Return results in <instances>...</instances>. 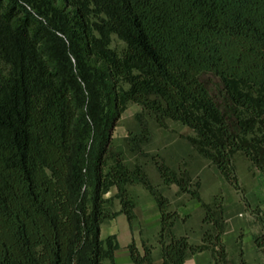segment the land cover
I'll return each instance as SVG.
<instances>
[{
  "label": "trees",
  "instance_id": "16d2710c",
  "mask_svg": "<svg viewBox=\"0 0 264 264\" xmlns=\"http://www.w3.org/2000/svg\"><path fill=\"white\" fill-rule=\"evenodd\" d=\"M113 35L126 46L113 48ZM130 103L161 127H189L230 185L238 154L264 176V0H0V264H116L120 245L102 224L121 213L137 221L131 184L157 201L164 264L206 250L215 264H249L243 252L230 258L222 197L206 203L189 171L151 156L166 185L205 209L201 243L176 235L180 214L144 165L127 167L122 153L109 163ZM256 242L264 249V232ZM155 248L129 245L135 264H155Z\"/></svg>",
  "mask_w": 264,
  "mask_h": 264
},
{
  "label": "rangeland",
  "instance_id": "374dc122",
  "mask_svg": "<svg viewBox=\"0 0 264 264\" xmlns=\"http://www.w3.org/2000/svg\"><path fill=\"white\" fill-rule=\"evenodd\" d=\"M111 46L122 49L126 43L117 35H113ZM203 80L212 92H215L220 85L219 80L211 74L205 75ZM145 128L149 129L151 137L149 140L143 141ZM192 135L194 132L181 122L167 120V128L159 126L150 111L144 110L139 104L130 103L113 133L109 163L114 162L116 154L122 153L127 167L133 168L137 164L144 165L145 169L147 167L152 181L157 185L160 177L151 156L159 154L172 168L178 169V171L182 169L189 171L192 178L201 183L200 190L206 203L211 204L217 196H220L224 201V207L227 206L228 210L236 209L238 203H241L247 207L241 212L245 216L249 214L255 219L264 218V177L257 171L253 163L244 155L236 157L235 168L239 185L234 187L226 181L217 166L199 155L189 143L187 136ZM135 138H137L139 149H142L146 155H141L139 149L131 148V146H137L134 144ZM157 186L170 199L169 196L174 193V189L172 187L167 190L164 188L165 192H163L161 185ZM139 188L133 187L132 189L137 191ZM182 195L191 199L188 194ZM174 201L178 203L180 199ZM116 208L117 205L113 202L110 205L111 211H115ZM171 209L176 210L173 208L172 202ZM199 213L205 216V209L202 206L195 209L193 214Z\"/></svg>",
  "mask_w": 264,
  "mask_h": 264
},
{
  "label": "crops",
  "instance_id": "0c3cea01",
  "mask_svg": "<svg viewBox=\"0 0 264 264\" xmlns=\"http://www.w3.org/2000/svg\"><path fill=\"white\" fill-rule=\"evenodd\" d=\"M239 155L242 154H238L237 156ZM155 168L160 177L159 184L157 185H161L163 192H165L164 188L166 190L171 187L174 189V193L169 197L173 208L178 210L180 214V219L174 228L176 235L188 234L191 242L201 243L204 235V214H193L195 209L200 207L201 204L196 199H190L188 196L180 194V188L176 184L170 186L166 185L157 167ZM257 171L259 170L257 169ZM146 172L151 182L154 184L147 171V167ZM132 186L140 188L136 191L132 189ZM128 190L132 193V196L136 201L135 213L137 215V221L131 225L127 215L121 213L117 217L108 219L102 224V237H117L120 248L115 252L116 264H135L129 249V245L133 241L137 243L141 250H143L144 243L155 245V264H164L161 250L157 243L158 231L161 226V212L157 201L143 184L129 185ZM117 192L118 189L113 188L106 197L112 198L111 204L113 202L116 203L117 208L115 211L118 212L121 210L122 206L120 200L115 197ZM175 199H180V201L176 203L174 201ZM238 204L239 205L236 209L230 208L228 210L227 206L224 207V216L229 227L223 235V240L228 246L231 255L230 257L234 261L239 262L241 252H243V259L249 264H264V249H260L256 242V236L264 232V218L258 217V219H255L249 214H246L245 216L241 212L246 210L247 207L241 203ZM240 238H242L243 241L242 248L238 245ZM106 264L111 263L107 262ZM186 264H215V262L211 251L206 250L189 256Z\"/></svg>",
  "mask_w": 264,
  "mask_h": 264
}]
</instances>
